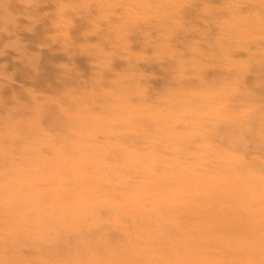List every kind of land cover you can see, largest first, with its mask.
Masks as SVG:
<instances>
[{"label": "rangeland", "instance_id": "obj_1", "mask_svg": "<svg viewBox=\"0 0 264 264\" xmlns=\"http://www.w3.org/2000/svg\"><path fill=\"white\" fill-rule=\"evenodd\" d=\"M259 136L264 0H0V264H93L153 226L174 244L200 197L241 224L208 261L264 264Z\"/></svg>", "mask_w": 264, "mask_h": 264}, {"label": "bare ground", "instance_id": "obj_2", "mask_svg": "<svg viewBox=\"0 0 264 264\" xmlns=\"http://www.w3.org/2000/svg\"><path fill=\"white\" fill-rule=\"evenodd\" d=\"M249 122V124H242V129L244 131L250 132L252 130V128H248V125L253 127L255 121L249 120ZM250 137L254 139L255 134L250 133ZM254 142H259L255 145L256 148L264 146V137L259 136L254 140ZM146 181L157 186L156 180L153 183L150 179H147ZM191 188L197 190V185H194ZM225 189V187L220 189L212 188V191L208 192L221 198L222 195H224L223 193ZM229 191L233 192L234 190L229 189ZM139 198L140 193L132 194L131 199L126 197V200H129L130 202L129 207L139 210L136 216L146 217L148 215L149 219L155 218L159 223L162 222L164 218L170 217L169 210L171 207L165 208L168 212L164 215L157 214V211H159L157 210V206H160L158 200L152 201L153 210L151 209V212L145 213L144 209H140L138 207L139 205H137ZM199 203L201 204V206H199L201 208L194 209V213L205 215V222L187 227L179 225L180 229L183 230V232H188L191 238L187 237L186 239L180 240L174 244H168L167 242H164L163 236L160 234L161 226H153L149 229L150 231H148L151 233L150 235H145V232H142L137 236L138 245L131 247L130 244L126 243L123 248L118 247L117 249L110 250L109 253L111 256L109 258L96 257V263L94 262L93 264H158V261L161 259L164 260V263L162 264H212L208 261L206 256L212 253L210 250L212 248H222L228 253V255H236L237 252L241 250V243L238 240L226 239L223 236V233L221 234L220 232H223V230L231 231L233 228L240 229L241 224L235 221L224 222V217L221 213L212 211V204L207 198L200 197ZM185 208L187 209L188 207ZM187 210L191 211L192 208ZM211 223L214 224L213 227L210 226ZM243 250L250 251V248L248 246H244ZM152 251H156L154 256H161L159 258L154 257L153 255H151L152 257H147L146 255H149ZM104 255L108 254L105 253ZM81 261L83 262V259L80 258L79 260H76L75 263L81 264ZM62 262H66L65 264H74V262H67V260H63Z\"/></svg>", "mask_w": 264, "mask_h": 264}]
</instances>
